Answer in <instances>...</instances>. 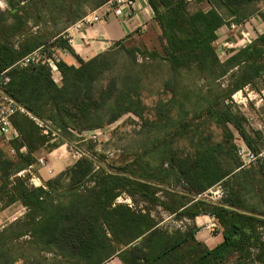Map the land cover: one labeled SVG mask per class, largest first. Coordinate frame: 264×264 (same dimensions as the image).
Instances as JSON below:
<instances>
[{
	"label": "trees",
	"instance_id": "trees-1",
	"mask_svg": "<svg viewBox=\"0 0 264 264\" xmlns=\"http://www.w3.org/2000/svg\"><path fill=\"white\" fill-rule=\"evenodd\" d=\"M5 1L8 10L0 8V74L10 78L6 92L19 105L40 120L51 121L60 130V136L78 150L82 149L75 144L78 135L105 129L126 115L143 119L147 108L141 92L146 76L128 69L105 85H97L102 76L117 67L115 49L122 47L123 41L88 61L78 58L79 67L55 60L58 48L76 56L65 38L66 30L108 0ZM147 2L160 31L164 54L161 57L157 51H142L138 47L124 52L133 62L137 53L160 59L176 75L188 71L193 77L191 90L198 87V80L194 79L206 80L208 89L201 96L206 107L200 110V115L205 116V122L213 121L224 130L223 140L213 143L203 124L189 129L193 121L190 118L179 121L176 129L196 139L189 141L192 146L189 152L174 151L173 143L162 140L169 150L155 161L159 160L161 166L168 161L167 171L148 168L146 175L140 176L127 166L110 168L101 158L82 149L83 157L48 180L46 188H35L27 184V179L16 177L12 182L10 179L36 161L33 154L51 140L53 129L44 134L45 128L39 127L30 116L13 115L12 126L18 137L11 140L9 148L18 161L0 158V189L10 203L24 206L26 213L0 230V264H12L8 246L24 238L40 252L60 256L66 264H105L118 249L140 237L147 249L143 264H225L235 253L236 264H254L252 249L264 253L259 231L264 227V219L189 196L202 195L218 184L224 185L225 191L230 190L222 200L224 204L264 215V161L242 167L229 128L255 153L259 152L246 128V118L235 112L231 104L234 94L254 85L264 75V33L252 44L232 52L224 62L214 47L219 29L232 21L243 22L250 17V8L264 0H196L209 5L207 10L196 11H191L187 0ZM63 11H68L71 24L62 31L46 32L54 16L62 15ZM33 26L42 29L32 32ZM34 51L41 52L42 61L20 67L18 62ZM47 59L55 62L61 74V86L55 83ZM224 78L227 88L217 84ZM167 103L158 102L153 124L168 138L177 132H169L176 124L169 116ZM201 127L205 131H200ZM252 132L260 138L259 132ZM23 147L26 153L21 152ZM173 176L186 190L181 193L180 202H174L189 205L182 213L191 217L210 214L217 219L223 241L216 247L210 249L197 241L194 232L186 237H170L155 229L158 222L151 216L137 217L130 206L116 203L125 193L165 207L156 193ZM167 189L172 198L180 192ZM169 209L176 212V208ZM134 259L124 261L131 264Z\"/></svg>",
	"mask_w": 264,
	"mask_h": 264
},
{
	"label": "rangeland",
	"instance_id": "rangeland-1",
	"mask_svg": "<svg viewBox=\"0 0 264 264\" xmlns=\"http://www.w3.org/2000/svg\"><path fill=\"white\" fill-rule=\"evenodd\" d=\"M0 8L3 11L8 10L5 0H0ZM208 8L209 6H207L205 2L190 3L191 11H196L197 9L207 10ZM249 11L250 17L258 15L264 18V2L258 3L256 7L252 6ZM250 17L244 21H248ZM54 19V22L49 25L46 32L52 33L53 31H62L67 25L71 24L68 19V11H63L60 16L55 15ZM231 23L236 22L232 21ZM8 25L9 23L6 24V26ZM39 29L42 28H35L33 26L32 32ZM243 29L244 28L239 27L230 30L226 27H222L217 31L218 39L215 41L214 47L222 62H224L232 52L246 47V42L241 33ZM262 33L264 32L258 29L257 38ZM42 35H44V33H42ZM134 47H138L142 51H157L161 57L164 54L160 41L159 29L158 31L149 29L145 32H135L133 36L122 43V47L115 49V52L118 53L117 67L102 76L97 85H105L110 78L121 75L128 69L139 72L142 77L146 76L142 84L143 89L141 92L147 108L143 119L134 115H126L114 124L99 130L98 132H100V135L98 139H85L79 141L82 138L77 137V143L75 144L82 147L83 150L88 151L90 154H94L101 158L110 168L127 166L128 170H132L134 173H137V175L145 176L146 169L148 168L166 171L169 169L168 161H165L164 165L161 166L159 165L161 162L157 160L158 157L161 158L160 155L163 152L169 150L168 146L164 145L165 143L162 142V140H167L168 144L173 143L172 147L174 151L177 150L179 152V150H183V152H189L191 150L192 146L189 141H191V139L192 141H196V139L189 133L185 134V131H176L179 127V121H190V118H193L189 129L196 125H205L206 130L208 129L206 133L211 136L210 138L213 143H218L223 140L224 130L217 127L213 121L207 120V122H205V116L200 115V110L206 107L201 99V96L205 95L208 89L206 80L194 79L198 80V87L196 90H191L192 88L190 85L193 77H191L188 71L182 70L184 72L183 75H176L171 72L167 64L160 59L154 60L138 53L136 54V62H133L128 58L124 49L126 50ZM226 80L227 79L224 78L217 81V84H223V88H227ZM168 83L170 84L168 85L169 90L166 89ZM160 100L165 103L168 102L167 108L169 109V116L176 124L175 127L169 128L170 133L175 132L176 134L177 132L174 137L167 138L164 136V133L159 131L153 124L156 121L155 109ZM232 100L233 104H231V106L234 111L242 114L247 120L245 125L249 134L255 139L254 145L257 147L258 151L264 149V75L258 79L254 85L247 86L240 92L234 94ZM229 103L231 102L229 101ZM204 128L205 127H201L200 131H205ZM229 128L234 134V143L236 146L239 145L241 141H244L232 127ZM252 131L259 132L260 138H256ZM15 135L16 132L14 128H12L7 136L0 137V158L10 159L13 162L18 161L15 152H12L9 148V143L16 137ZM50 139H53V141H51L45 149L47 151H54L56 149L54 155H52L53 157L62 154V157L67 160V164L76 160V158L73 157L74 155L78 156L76 153L78 151L76 146L70 144L56 133L52 135ZM60 145L64 146L60 149ZM66 150L69 152L66 153ZM83 155L82 153L80 158H82ZM156 157L157 161H155ZM56 170L55 168V171ZM34 174L41 179L42 185L46 184V179H53L58 176L56 174H46L43 177L39 169H36ZM16 177L22 178L23 180L27 179V184L31 187L37 188V185L40 184L38 180L34 184L31 183L30 179L32 176L30 174L22 176L18 175V173L12 176L10 182ZM162 184L166 187L161 188V190L156 193V196L165 204V207L156 203H151L139 196L132 197L125 193L120 196L119 201L122 204L130 206L134 212L133 214L137 217L140 215H149L157 222L162 221V226L164 227H177L179 224L177 222L178 219L169 216L171 211L169 208H175L172 206L175 205V203L167 187L178 191L186 190L182 183L176 181V177L174 176ZM229 191V189L225 191L224 185H219L211 188L202 196H209L214 198V200L221 201L226 197ZM4 195L5 192L0 189V230H3V228L11 222L21 219L26 213V208L24 206L19 202L10 203L8 197ZM248 200L250 202V199ZM208 208L209 207L206 209ZM130 220L131 219H129V221ZM191 224L193 229L194 224ZM259 231L262 233V242L264 243V227H260ZM256 251V262L264 264V253L258 250ZM8 256L11 260H14L12 264H66L63 259L58 258L52 253L40 252L38 248L30 243L28 238L17 240L13 245L10 247L8 246ZM257 257H259L262 262L258 261ZM256 262L254 264H257Z\"/></svg>",
	"mask_w": 264,
	"mask_h": 264
},
{
	"label": "crops",
	"instance_id": "crops-1",
	"mask_svg": "<svg viewBox=\"0 0 264 264\" xmlns=\"http://www.w3.org/2000/svg\"><path fill=\"white\" fill-rule=\"evenodd\" d=\"M141 2L142 5H144L143 9L137 13V16L131 22L132 23L131 25L126 24L119 17L115 15H110L105 22L94 24L89 28L73 33L74 43L72 45V48L76 56L70 53H66L62 49L58 48L55 50V57L58 60H62L69 66L79 67L80 63L78 61V58L82 59L83 61H88L103 52L115 48L118 42L121 41L125 42L131 36H133L135 32H142L141 28L143 27H144V32L149 29L158 31V26L154 21V15L149 4L147 6L144 4L143 0ZM206 4L207 6H209L208 3ZM87 10L91 11L93 9H87ZM252 17L254 18L256 17V19L253 20L254 27L264 32V18L258 15ZM54 77L55 76L53 74V79ZM54 81L57 85L59 86L62 85L61 80L59 81L54 79ZM49 123L53 130L60 132V130H58L57 127L56 128L54 127L51 121H49ZM15 136L18 137L17 132ZM51 141H53V139L49 140L46 143V145H44L40 150L35 152L33 154V157L35 160L42 157L48 159L53 168V175L55 174L59 175L62 172H64L66 169L71 167L80 158H77L74 155L73 157H75L76 160L73 161L72 163L67 164V160H65L62 157V154L60 156L53 157L52 155H54L56 149L54 151L51 150L47 151L45 149ZM63 146L64 145H60V149ZM21 152L26 153L27 152L26 148L24 147L21 148ZM67 152L69 151L66 150V153ZM55 168L57 169L56 171ZM40 174L44 177L47 174V172L45 170H40ZM38 179L42 184L41 179L39 177ZM49 179H46V181H48ZM182 192L183 191H180L179 193L178 192L175 193L176 196H173L174 202L179 201V198H181L182 196L181 194ZM119 198L116 201V203H120ZM172 206L176 208V212H170L169 216L172 218L176 217L178 219L177 220V222L179 223L178 226L177 227L169 226L168 228L162 226L163 223L162 221H158V224L155 228L156 230L163 232L170 237L173 236L186 237L189 236L191 232H194L195 239L199 242H202L210 249L216 247L223 241L222 230L220 228H212V224L215 218L213 215L201 213L199 215H196L195 217H191L188 214L182 213V211H184L189 205L181 206L180 203L179 205L178 203H175V205ZM191 223L194 224L193 229ZM142 241L143 238L140 237L139 239H136L135 241L131 242L129 245L121 249H118L116 254L111 256L106 261L105 264H126L124 259L130 261L134 259L133 256H137V257H135L134 261L131 264H143L144 263L143 255L146 254L147 249L143 245ZM256 250L258 249L256 248L252 249V254L254 256V259H255V253L257 252ZM237 259H238V254L235 253L229 258V260L225 264H236ZM253 262L255 263L256 261L253 260ZM256 263L261 264L258 262Z\"/></svg>",
	"mask_w": 264,
	"mask_h": 264
},
{
	"label": "built area",
	"instance_id": "built-area-1",
	"mask_svg": "<svg viewBox=\"0 0 264 264\" xmlns=\"http://www.w3.org/2000/svg\"><path fill=\"white\" fill-rule=\"evenodd\" d=\"M141 1L142 0H108L105 4H103L96 10L89 12L80 20H78L75 24L70 26L66 30L65 38L67 39L69 45L72 47L74 43V34H73L74 32L84 30L100 22H105L110 15H115L119 17L126 24L131 25L132 24L131 22L137 16V13L143 9L144 5H142ZM187 1L192 3L195 2L196 0H187ZM143 2L145 5L148 6L147 0H143ZM254 19H256V17L255 18L252 17L248 19V21L246 22L244 21L241 23H230L224 25L223 27H226L230 30H234L239 27L244 28L241 33L247 46L252 44L257 39L258 29L254 27L253 24ZM141 31H144V27L141 28ZM63 51L68 53L66 50ZM42 59L43 57L41 55V52L34 51L33 53L27 55L22 60H20L18 62V65L20 67H27L28 65L39 63L40 61H42ZM55 60L58 59L55 57ZM47 63L51 67L52 74H54L55 76L54 79L60 81L61 74L58 71L55 62L52 59H47ZM9 80L10 78L7 75H5V73L0 74V90L6 91L5 87L9 83ZM17 113L30 115L27 112V110L21 105H19L13 98L9 97L8 95H5L0 91V137L7 136L9 134L10 130L13 128L11 118L13 115ZM30 117L37 123L39 127L45 128V130L43 131L44 134L46 133L48 134V130H51L50 128L51 126L48 122L40 120L39 118L33 115H30ZM98 131L99 130L85 132L82 135H78V136L83 140L85 139L96 140L100 135V132ZM52 132L53 135H55L56 132L54 131ZM11 151L13 152V150ZM76 153L78 154V156L75 157L80 158L83 152L79 150V152L77 151ZM236 154L242 164V167L244 168L256 165L260 161H264V149H261L259 152L255 153L244 141H241L240 144L237 145ZM36 169L45 170L47 174L53 175V168L49 160L43 157L37 159L34 163L30 164L26 169L20 171L18 175L25 176L26 174H30L32 176L30 181L31 183L34 184L37 180L39 181L38 177H36L34 174V171ZM219 185L220 184L216 186ZM37 186L46 188V186L42 185L41 183L38 184ZM202 195L199 196L203 197ZM209 198H211V200L216 202H222V200L221 201L214 200V198L212 197ZM212 228H220L218 221L215 218L212 224Z\"/></svg>",
	"mask_w": 264,
	"mask_h": 264
},
{
	"label": "water",
	"instance_id": "water-1",
	"mask_svg": "<svg viewBox=\"0 0 264 264\" xmlns=\"http://www.w3.org/2000/svg\"><path fill=\"white\" fill-rule=\"evenodd\" d=\"M2 93H4L5 95H8V93L4 90H0ZM9 96V95H8ZM10 97V96H9ZM30 115H33L31 112L27 111ZM34 116V115H33ZM51 128V127H50ZM52 129V128H51ZM54 132H56L57 134H59L57 131L53 130ZM60 135V134H59ZM80 151H82V149H80ZM83 152V151H82ZM171 190H174V189H171ZM175 191H178V190H175ZM190 197H193L195 199H199V200H203V201H207V202H211L215 205H220V206H223V207H226V208H230V209H233V210H236V211H239L241 213H244V214H247V215H252V216H256V217H259V218H262L264 219V215H261V214H257V213H253V212H250V211H247V210H243V209H239V208H236V207H233V206H229L227 204H224L223 202H216V201H213L211 200V198L207 197V196H199V195H192V194H189Z\"/></svg>",
	"mask_w": 264,
	"mask_h": 264
}]
</instances>
